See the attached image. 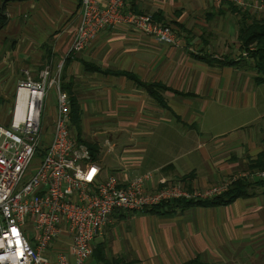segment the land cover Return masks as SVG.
<instances>
[{
    "label": "crops",
    "instance_id": "1",
    "mask_svg": "<svg viewBox=\"0 0 264 264\" xmlns=\"http://www.w3.org/2000/svg\"><path fill=\"white\" fill-rule=\"evenodd\" d=\"M217 5L213 0H125L126 10L170 23L176 42H156L119 24L100 30L86 48L70 52L81 0L9 1L0 24V106L13 105L25 72L38 79L44 67L59 69L81 112L79 136L94 146L103 178L114 174L127 182L150 172L149 191L164 182L189 190L221 182L248 169L249 161L264 151V135L252 140L243 130L246 122L264 119V109L257 111L253 104L254 112H248L251 81L248 74L242 83V61L221 65L195 57L205 55L198 51L200 43L208 50L213 42L203 35L226 34L212 30L210 21L227 18L239 29L237 9ZM11 35L19 39L9 42L8 37L16 38ZM116 72L169 87L160 93L167 107ZM233 91L240 96L238 103L229 99ZM224 93L228 98H222ZM193 102L199 107L190 111ZM249 192L228 205L169 204L156 213L114 210L94 238L86 264H182L192 259L194 264H264V184Z\"/></svg>",
    "mask_w": 264,
    "mask_h": 264
},
{
    "label": "built area",
    "instance_id": "2",
    "mask_svg": "<svg viewBox=\"0 0 264 264\" xmlns=\"http://www.w3.org/2000/svg\"><path fill=\"white\" fill-rule=\"evenodd\" d=\"M124 1L81 0L69 51L86 48L100 30L119 24L156 42H176L170 25L126 10ZM50 88L56 107L45 142L42 109ZM19 104L22 112H17ZM152 177L145 172L127 182L114 174L103 178L88 146L71 135L70 99L61 88L60 70L44 67L38 79L25 72L16 84L10 129L0 124V264H86L94 238L114 210L141 211L177 198L209 199L241 178L264 177V171H239L200 190L164 182L149 191L146 182Z\"/></svg>",
    "mask_w": 264,
    "mask_h": 264
},
{
    "label": "trees",
    "instance_id": "3",
    "mask_svg": "<svg viewBox=\"0 0 264 264\" xmlns=\"http://www.w3.org/2000/svg\"><path fill=\"white\" fill-rule=\"evenodd\" d=\"M9 1L15 0H0V24L5 21V16L2 15V12L5 8V4ZM234 8L237 9V6L234 5ZM238 10V9H237ZM156 20H162L159 16L152 15ZM241 26L238 31V40L240 43V48L245 52L247 58L252 59L253 68L255 69L254 82L255 84L264 83V13L256 18L252 17L250 22L246 20L241 21ZM199 59H202L206 62H218L221 65H237L242 60L239 58H230L226 57L224 59H216L207 55L195 56ZM123 73L128 77L132 78L138 86L143 87L147 93L162 107H167L164 97L160 94L163 91L170 90L169 87L163 84H158L155 82H143L134 74L128 72H116V74ZM61 88L66 91L70 99V126L77 131L76 139L79 142H84L81 140L80 134V117L81 112L79 107L73 97V94L69 87L61 82ZM170 109V108H169ZM91 151L93 157H95L94 146L91 144H86ZM248 169L250 170H263L264 171V151H261L255 159L249 161ZM264 184V177L257 178L255 180H248L246 178H241L233 182L226 191L204 200H193L185 198H177L164 202L152 207L145 208V211L149 212H159L160 208L165 205H178L179 207H191V206H220L228 205L232 203L239 197H244L250 194L249 189L255 185L261 186ZM94 252V250H93ZM195 260H189L182 264H194Z\"/></svg>",
    "mask_w": 264,
    "mask_h": 264
},
{
    "label": "rangeland",
    "instance_id": "4",
    "mask_svg": "<svg viewBox=\"0 0 264 264\" xmlns=\"http://www.w3.org/2000/svg\"><path fill=\"white\" fill-rule=\"evenodd\" d=\"M240 4L230 1V0H224L220 3L217 4H222V3H227V4H232V6L236 5L237 6V13H236V17L240 18V20L238 21L240 23L241 26V21L242 20H246L247 22H250V20L252 19V17H260L263 13H264V0H240ZM217 5V6H219ZM203 14H201V21L204 22L205 19V12L202 11ZM236 18V20L238 19ZM160 21V20H158ZM162 22V21H161ZM207 22V21H206ZM209 24L211 25V29L212 30H217L219 28H221V30H223L226 34H221V33H214L211 34L210 36H205L203 35V38H207L208 40L213 41L211 43V47H209V53H206L208 50L205 49L206 47L204 46L203 43L201 50L198 49V51H203L205 53V55L212 57L214 54L218 55V56H228L230 58H239L240 60H242L241 63H243V68L240 71V74L242 76V83H244V79L245 77L249 74L250 77V83L248 82V93H249V99H250V104L248 107V112H254L253 111V104L256 105L257 107V111L264 109V103L262 102L264 100V85H257L252 81L253 76L255 75V69L253 68L252 64L253 61L250 58H247V56L245 55V52L243 50H241L240 48V43L239 40L237 38V36L235 37V32H237L236 34H238L237 31V22H235L234 20L232 22H229L228 19L226 18L225 20L222 21H215L212 20L209 22ZM168 25L171 26L170 23H168ZM198 27H201L199 23H197ZM239 26V28H240ZM12 37H16V38H9V42L11 40H16L19 39V35H11ZM238 46V47H237ZM213 58H215L213 56ZM236 75L234 73L233 75V81H235ZM237 80V79H236ZM236 85V84H235ZM6 90L8 89V91H10L11 95L13 94V90L14 87L12 85L6 86ZM235 92V91H233ZM228 98V96H225V93L222 95V98ZM239 94H237L236 92L231 94L229 96V99L231 101H235V103H238L237 101H239ZM192 102V101H190ZM195 103V104H194ZM12 105V103H11ZM11 105L7 108L4 106H0V124L7 128L10 129V118H11ZM56 105L55 102V90L53 88H50L47 90V95L45 97L44 100V104H43V114H42V124L45 127V131L41 134V140L47 142L50 139V133H51V128H52V121H53V114H54V106ZM199 107V103L197 102H193L192 105H190V111H193V109H198ZM233 112H236L235 107L233 106ZM209 112V111H208ZM248 121V120H245ZM244 132L246 134H249L250 138L252 140H255L256 137L258 136H263L264 135V119L258 120L254 123H248L246 122L244 125ZM70 131H71V135L73 137H75V132L73 130V128H71L70 126ZM242 131V130H241ZM239 131V132H241ZM76 138V137H75ZM102 156L101 153H99V158ZM105 161V160H104ZM109 163V162H108ZM243 171V170H241ZM244 171H248V172H255L258 170H250V169H246ZM237 173V172H236ZM248 180H253L252 178H249ZM126 211H130V210H126Z\"/></svg>",
    "mask_w": 264,
    "mask_h": 264
},
{
    "label": "bare ground",
    "instance_id": "5",
    "mask_svg": "<svg viewBox=\"0 0 264 264\" xmlns=\"http://www.w3.org/2000/svg\"><path fill=\"white\" fill-rule=\"evenodd\" d=\"M17 112H22V111H21V106H20V104H19L18 107H17Z\"/></svg>",
    "mask_w": 264,
    "mask_h": 264
}]
</instances>
